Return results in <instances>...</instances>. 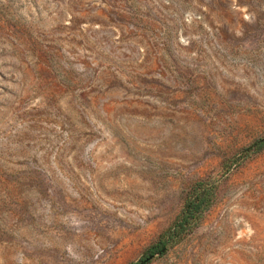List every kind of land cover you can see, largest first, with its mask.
Masks as SVG:
<instances>
[{
  "label": "rangeland",
  "instance_id": "374dc122",
  "mask_svg": "<svg viewBox=\"0 0 264 264\" xmlns=\"http://www.w3.org/2000/svg\"><path fill=\"white\" fill-rule=\"evenodd\" d=\"M264 0H0V264H264Z\"/></svg>",
  "mask_w": 264,
  "mask_h": 264
},
{
  "label": "trees",
  "instance_id": "16d2710c",
  "mask_svg": "<svg viewBox=\"0 0 264 264\" xmlns=\"http://www.w3.org/2000/svg\"><path fill=\"white\" fill-rule=\"evenodd\" d=\"M255 150L264 148V138L254 144ZM212 189L203 181H198L193 192L187 200L184 209L171 227L164 231L160 237L149 246L145 255L134 264H148L157 254H164L172 244L179 242L191 232L200 222L203 213L210 207Z\"/></svg>",
  "mask_w": 264,
  "mask_h": 264
}]
</instances>
